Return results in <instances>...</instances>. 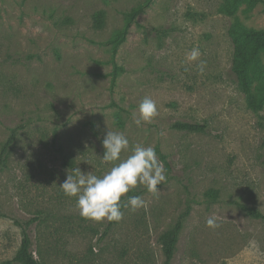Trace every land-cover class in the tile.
<instances>
[{
    "label": "rangeland",
    "instance_id": "rangeland-1",
    "mask_svg": "<svg viewBox=\"0 0 264 264\" xmlns=\"http://www.w3.org/2000/svg\"><path fill=\"white\" fill-rule=\"evenodd\" d=\"M144 1L0 0V150L14 137L0 167V264L27 221L40 264H163L159 236L178 220L170 264H264V221L243 208L264 214V103L251 108L228 73L229 28L264 29V0L239 2L232 15L225 0H151L117 47L123 71L113 79L103 42ZM194 47L201 56L189 61ZM248 76L252 95L264 98V54ZM145 96L158 115L137 126ZM176 121L206 128L178 130ZM109 130L129 140L121 159L134 145L154 147L167 180L156 194L137 185L121 203L140 196L143 207L98 222L59 186L74 167L97 176L111 169L101 161Z\"/></svg>",
    "mask_w": 264,
    "mask_h": 264
},
{
    "label": "clouds",
    "instance_id": "clouds-1",
    "mask_svg": "<svg viewBox=\"0 0 264 264\" xmlns=\"http://www.w3.org/2000/svg\"><path fill=\"white\" fill-rule=\"evenodd\" d=\"M200 56L199 49L194 47L186 58L197 61ZM204 66L203 61L197 65L201 73ZM137 111L138 117L133 113V122L137 126H141L142 122L150 123L158 115L157 104L149 96L141 100ZM102 144L105 152L101 161L112 163L111 169L97 176L74 167L59 187L65 196L76 198V207L82 217L98 222H118L124 215L122 207L134 212L145 203L140 196H128L122 204V198L137 185L145 187L150 193H158V185L167 180L166 169L152 146L134 145L131 154L121 159V153L129 151L130 147L128 138L122 132L109 130ZM206 224L211 229L219 227L215 217H209Z\"/></svg>",
    "mask_w": 264,
    "mask_h": 264
},
{
    "label": "trees",
    "instance_id": "trees-1",
    "mask_svg": "<svg viewBox=\"0 0 264 264\" xmlns=\"http://www.w3.org/2000/svg\"><path fill=\"white\" fill-rule=\"evenodd\" d=\"M150 1L151 0H145L142 4H139L131 8L129 11H126L124 13V25L121 28L115 30L111 37L103 42L104 44H110L113 62L111 76L113 79H115L117 75H119L123 71V68L117 66L113 60V56L117 50V47L124 41L128 27L134 21L136 15L141 12ZM242 1H246L251 4H257L262 0H225L224 4L222 5L223 12L227 15H232L237 4ZM102 18V12H98L94 16V24L96 27H100L102 25ZM228 36L230 38V43L232 46L230 67L228 71L229 76L236 84L239 91L247 97L248 105L255 110L261 109L264 103V98L252 95L250 78L248 76V67L257 59L259 54H264V29H245L239 28L232 24V26L229 28ZM171 127L174 129L185 130L189 132H199L205 130L206 123L176 121L171 125ZM13 138V135H11L1 147L0 167L6 158L8 147L10 146ZM66 162L71 166L69 160H66ZM243 208L250 216L264 221V214L260 211L253 208ZM30 220L32 221V219ZM28 223L29 221H27V223H24V225H28ZM24 225L19 223L22 232V238L19 248L11 259L3 261L1 264H40L32 253L31 239ZM181 228V220H178L171 229L159 236V240L162 244L164 253L163 264L171 263L178 239V234Z\"/></svg>",
    "mask_w": 264,
    "mask_h": 264
}]
</instances>
